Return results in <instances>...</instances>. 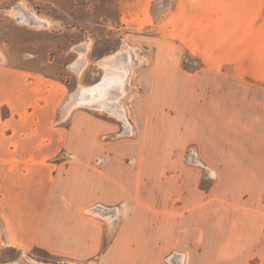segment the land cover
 Segmentation results:
<instances>
[{
  "label": "rangeland",
  "instance_id": "rangeland-1",
  "mask_svg": "<svg viewBox=\"0 0 264 264\" xmlns=\"http://www.w3.org/2000/svg\"><path fill=\"white\" fill-rule=\"evenodd\" d=\"M257 4L0 0V84L28 77L45 105L39 123L25 113L45 139L19 145L3 125L20 122L15 103L0 101V153L14 160L0 156V264H180L174 248L195 264H264ZM43 148L28 178L21 153ZM140 231L160 258H134L127 240L109 254Z\"/></svg>",
  "mask_w": 264,
  "mask_h": 264
},
{
  "label": "crops",
  "instance_id": "crops-1",
  "mask_svg": "<svg viewBox=\"0 0 264 264\" xmlns=\"http://www.w3.org/2000/svg\"><path fill=\"white\" fill-rule=\"evenodd\" d=\"M250 1H251V4H253L254 2L258 3L257 4L258 8L263 7V4H262L263 0H260L259 2H258V0H250ZM256 13L258 14L261 12L256 11ZM222 19H220V20H222ZM234 49L237 50L238 47H236ZM229 55L230 54L227 55L228 59H232V57L234 58V55H232V54H231V56H229ZM19 78H20V82L21 81L22 82H21L20 86L17 88H16V86L14 87L12 83L10 84L9 88L6 87L7 89L2 87V85L4 86V83L2 85L0 84V101L3 102L1 105H3L4 103H9V104L15 103V105H11L12 115H13V117L14 116L16 117V120L20 121V122H15L12 118H7L3 125H5V127L7 126L6 128L11 132L10 135L16 137L17 139H18V137L23 136V134L26 136V138L18 139L17 143L18 142L24 143V144H28L29 142H33L34 144L35 143L36 144L41 143L45 139L44 132L42 130L41 131L38 130L35 133L32 132L33 123L30 120L27 121L28 117H27V115H25V113L27 111L33 112L36 114V117H35L37 119L36 122L39 123L40 121H42V119L44 118L45 105H43V103H40V101L38 104V100H37V103H35V98H36V96H38V97H43V96H42V94L37 95V94H33L32 92L29 91V85L27 83V81H29L28 77H27V79H25L22 76H19ZM41 92H43V91H41ZM19 95H22V96L19 97ZM12 101H13V103H12ZM30 104L33 105L32 110H28V107ZM48 112L51 113L52 110H49ZM24 119L26 122H23ZM44 150L45 149L43 148V149H39L37 151H25L24 153H21V154H23V157L21 160L28 162V165L26 166L27 171L29 172V175L27 176L28 178L34 176L35 173H36L35 175H37L39 170L42 169L43 166H41L39 163H36V161H39V162L43 161V160H45L46 157L49 156L46 154V152ZM0 156H2L5 161L9 162V166L13 165L12 164V161H14L13 160V154L8 155V154L0 153ZM7 167H8V165H7ZM72 169H73V167L70 166V170H72ZM74 169H76V168H74ZM4 177H5L4 179L8 180V177H6V176H4ZM22 184H24V183L22 182ZM26 185L28 187H31L33 184L30 183L29 181H27ZM140 232L141 233L132 234L131 236L125 235L126 234L125 232L120 233L116 239L115 244L109 248V250H108L109 254H112V252L115 251L116 249H117L116 252H118L120 249V247H119L120 243L123 240H127V243H129L130 241L132 243V244H128V245L130 246V249H131V251H130L131 255L134 256V258L137 257L138 259H140V257H142L144 255H148V257L160 258L164 254V249L166 248V246L159 243L160 239L156 238V235L155 236L151 235L152 236L151 237L148 234H146V232H142V231H140ZM124 236H125V238H124ZM199 240H201V238H199ZM247 251H248V249L246 250V252ZM262 253H264V250L261 251V255H262ZM214 254H216L217 258L220 257V251H215ZM178 255H179L180 259L182 258V263H180V264H195L194 260H192V263H190V256H188L189 254L187 251H184V250L178 249V248L177 249L174 248V249L170 250L165 255V257L166 256L176 257ZM245 255H246V253H245ZM122 256H128V254H122ZM217 263L220 264V262H217ZM134 264H142V263H138V261H135ZM144 264H146V263H144Z\"/></svg>",
  "mask_w": 264,
  "mask_h": 264
},
{
  "label": "bare ground",
  "instance_id": "bare-ground-1",
  "mask_svg": "<svg viewBox=\"0 0 264 264\" xmlns=\"http://www.w3.org/2000/svg\"><path fill=\"white\" fill-rule=\"evenodd\" d=\"M115 80H116V79H115ZM115 82H116V81H115ZM115 82H113V84H114ZM99 84H100V83H99ZM110 84H111V83H110ZM103 87H104V86H103ZM112 88H113V87H112ZM112 88H111V89H112ZM95 90L100 91V87L98 86V88H97V87L93 88L91 93H94ZM105 90H106V89H105ZM112 90H113V89H112ZM89 91H91V88H90ZM109 92H110V91H109ZM109 92H108V93H109ZM111 92H112V91H111ZM78 101H79V102H84V99H78Z\"/></svg>",
  "mask_w": 264,
  "mask_h": 264
}]
</instances>
